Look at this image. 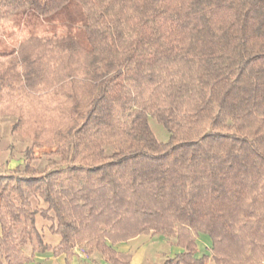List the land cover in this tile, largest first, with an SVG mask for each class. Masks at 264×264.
Wrapping results in <instances>:
<instances>
[{"label":"trees","instance_id":"16d2710c","mask_svg":"<svg viewBox=\"0 0 264 264\" xmlns=\"http://www.w3.org/2000/svg\"><path fill=\"white\" fill-rule=\"evenodd\" d=\"M27 12L62 20L48 41L83 76L52 119L37 94L47 62L0 52L18 54L1 71L0 114L32 140L24 166L0 172V264L32 261L28 245L69 260L82 243L128 264L114 246L143 234L174 237L175 264L208 261L196 257L201 234L218 264H264V0H0V23ZM131 104L125 127L117 115ZM45 147L51 171L30 162ZM37 214L58 246L44 244Z\"/></svg>","mask_w":264,"mask_h":264},{"label":"rangeland","instance_id":"374dc122","mask_svg":"<svg viewBox=\"0 0 264 264\" xmlns=\"http://www.w3.org/2000/svg\"><path fill=\"white\" fill-rule=\"evenodd\" d=\"M66 29L62 20L49 21L48 19H42L33 14H28V12L27 14L18 13L12 18L0 23V52L5 50L10 51L11 49L17 50L22 47L24 48L23 51L25 50V52L28 53L27 55L31 54L32 58L38 53L36 55H39L41 59L43 58L50 67L48 71V77L50 78L49 82L39 87L40 93L37 94H39V96L41 95L40 99L44 101L43 105L53 110V113H51L53 117H49L52 119H58L61 114L59 112L60 107L71 103V99L67 96V93L71 90L70 76L73 75L74 79L80 80L83 76L75 60L67 63L66 57L63 56L61 49L55 44V41H48L63 36ZM14 55L18 56L17 53L12 55H0V77L1 71L6 68ZM56 65L57 67L54 68L53 66ZM0 104V106H2V102ZM137 109V105L131 104L126 110L119 112L117 115L118 123L125 127L130 125ZM16 120L17 117L14 113L0 114V136H6L8 133L14 135L15 149L17 152L21 151L25 157V151L31 146L32 140L28 135L22 132L12 131V127ZM150 125L159 141L167 142L169 140V133L162 124L150 118ZM52 150L53 148L51 147L35 148V159L30 160L31 164L40 171H51L55 169L57 166L50 165L52 160L56 158L54 155L49 154ZM106 151L107 153H111L112 148L107 147ZM26 161H28V158L24 160L21 167L24 166ZM32 203L37 209H42L44 206L39 198H32ZM51 222L53 224V221ZM33 247L32 245L25 247V253L28 256L34 255ZM78 248L84 251H88L89 249L85 243L80 244ZM150 250L154 256H159L165 253L167 247L164 245L163 239L160 238V236H156L154 242L150 246Z\"/></svg>","mask_w":264,"mask_h":264},{"label":"crops","instance_id":"0c3cea01","mask_svg":"<svg viewBox=\"0 0 264 264\" xmlns=\"http://www.w3.org/2000/svg\"><path fill=\"white\" fill-rule=\"evenodd\" d=\"M14 135L8 133L6 136H0V171L10 172L17 166L23 164L24 156L21 151L16 153ZM36 225L42 235L44 244L52 248L58 246L62 237L51 231L52 222L45 219L41 214L36 215ZM2 235V227L0 223V236ZM156 236L163 239L164 245L167 247L165 253L154 256L150 250L151 244ZM197 253L196 257L201 258L208 256L209 259L205 264H218L212 257L210 251L212 240L205 234L196 237ZM114 248L120 257L127 261L128 264H175V262H167L169 259H175L176 256L185 251L183 247L176 244L174 237L166 235L143 234L128 241L118 242ZM96 262H95V261ZM26 264H110L97 252L84 251L78 246L74 249V255L69 260L65 254L55 255L51 249L45 251L34 252L33 260ZM183 264V263H179Z\"/></svg>","mask_w":264,"mask_h":264}]
</instances>
